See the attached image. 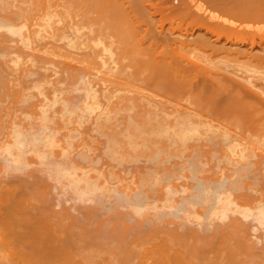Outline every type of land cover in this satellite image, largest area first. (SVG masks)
I'll use <instances>...</instances> for the list:
<instances>
[{"label": "bare ground", "instance_id": "1", "mask_svg": "<svg viewBox=\"0 0 264 264\" xmlns=\"http://www.w3.org/2000/svg\"><path fill=\"white\" fill-rule=\"evenodd\" d=\"M15 20H18L17 24ZM20 20L21 22L24 20V23H21ZM19 24L21 25L17 26ZM0 30L2 31L0 32V67L3 69L4 63L10 62L8 66L6 63L4 66H7L9 69L12 68L10 72H13V74L15 71H13V69H16L17 67L15 71L16 75H11L7 67L5 68H7L8 71H6L7 69L3 70L6 73L2 71L3 73L0 74V130L3 126H6L5 128H7L5 129L7 130L6 132L4 127L2 129L4 131H0V134L2 132L4 133L1 134L2 136L0 137V177H5L7 175L6 179L8 177H18L17 179L21 180L24 179L23 177H25L26 172L28 173L26 176H29V174H34L36 171V174L39 173L38 175L41 179L38 175H35L40 180L44 179L45 184H49L50 181L47 180H51V186L47 185L49 186L47 187L43 184L44 188H47H42L47 192L50 191L47 190L48 188L52 190V184L55 183L56 188L58 187L59 191H61V189L65 192L69 190V193L72 191L73 194L70 193V196L72 195L71 197L73 199H81L78 201L74 200L75 202L79 203L82 199L83 201L89 200L88 202L84 201L86 204L85 208L90 207L92 209V206L97 208L99 205L98 207L100 209H97L101 210L104 209V204H107L105 207H110L109 209L107 208V210L105 208L104 213H101L104 210H101V212L99 211L100 213L96 210L93 213L89 209L85 211L84 206H81L84 210H81V207L78 208V210L80 209V213L78 214V210L76 211L72 208V211H76L74 214L76 213L78 215L76 217V215L74 216L72 215L73 213H70L71 209L69 207L70 210H67V213L69 212L68 214L65 213L66 211L62 212L63 209L66 210V207L63 208L65 206L64 204V206L62 205L63 209L60 210L58 208L61 215L63 213L62 216L59 211L55 210L61 216L59 217L54 211V205L51 207L50 204L49 206L51 208H49V206H46L47 204H44L45 207H47H44L46 212H49L50 209L49 213L53 212L56 217L51 218L52 220L55 219L54 223L47 217V214L46 216H43V212H45L43 211L44 208L41 210L43 214L40 213L44 218L39 217L40 214L38 212L40 210L37 209L39 208L38 205L44 200L47 201L48 198L46 196H49L52 191L47 195H45L46 193L44 192L46 191H44L43 193L45 196L42 195L41 197L39 195L43 194L42 191L41 194L38 193L40 191L37 192L39 195L38 197H35L37 199L40 198V201L37 200L40 203H37L38 205L35 203L36 208L34 211V202L37 201H35L36 198H34V196L30 198V193H32V191L36 192L37 190H43L37 188L38 185H35L36 181H34V184L30 181L36 177L35 175V177L32 175L29 176L32 177V179L29 177H25L24 179V181L27 180L26 183L30 181L33 184L31 185L29 182L27 186H35L34 189H37L34 190L30 186H26V188L31 189L28 190L30 192L29 194L28 191H25L27 189L23 187L25 182H22L23 180L21 181V184H23L21 185V190L19 192L23 191V188L25 189L24 194L26 192V195L29 197L26 195H24L25 197H23V195L21 197L19 192H16L17 194L14 193L13 195L12 191L14 190V187L15 191L20 189L19 182L17 184V182L10 180L8 181L9 183L7 181V183H5L3 179H0V188L4 189V191L0 189V191H3L2 193L0 192L1 195L10 193L7 196H19V199H22V201H17L18 198L16 200L10 196L8 197V200L11 202L7 200L9 203L6 204L7 196L5 195L6 199L3 200L6 202L3 201V204H0V208H4L3 205L5 204V207L7 208H5V210H2V208L0 209L3 211H0L3 213L2 215L0 214V220L2 219L0 224L2 225L4 222L3 215L6 213L10 215V218L7 214L5 215L6 218L8 216V221L6 219L7 224L11 219L15 220V222L16 220L19 222L21 220V227L23 224L26 226L27 221L33 222V224L27 222L28 228L26 226V229L24 230H22L23 228L21 227L20 230L18 227L19 225H17L18 223L16 224L14 221L12 223L15 225L11 224L14 227L11 226L8 228L6 221L2 226L0 225L2 227H0V264H101L103 258L100 257L105 251L101 252L100 250L102 249L98 250L97 247L99 246L96 245V247L95 244H97L96 242H98V240H102L99 236L102 234H104L102 238H104V241H107L106 244H108L106 247L104 246V248H106L105 250L109 247L107 250L108 254L106 252L104 253L105 255L103 254V256H109L104 258H108L107 264H118L117 261L120 262L123 261V258L126 259L127 254L130 255V252L136 250V248L137 250L139 248L141 249H139V251L136 250L137 253L134 254L138 256V258L132 255L133 258L130 255L128 257L134 259V261L129 260L124 262L126 261L124 260L123 264H133L134 262V264L137 262V264H140L141 262L139 263V261H142V264H144L143 262H145V258H151L149 257L150 254H153L151 260L152 264H215L217 263L215 261L224 259L226 256H230L229 258H225H231L232 262H229L230 264H235L234 260L236 259V256H238L237 261L240 260L241 264H245V262L247 264L248 261L249 263L252 261L254 264H257L256 262L259 258L251 255L253 253L250 252L251 246L245 245L247 248H250L246 249L244 248L245 246L235 245V242H232L236 240L234 236L238 238L237 236L240 234L242 235V224L237 221L238 218L242 219L241 215H244V217L246 214L249 216L251 215L257 219H255V221L258 224L261 223L260 226L263 225L261 226L262 229L264 227V204L262 203L264 198L261 197V195H264V192H262L264 186V0H0ZM12 34L16 37L18 36L17 42L20 43L21 46H18L17 48H21L22 51L29 48L30 55H37L39 58L37 60L43 62H40L41 67L39 68L41 69L39 70V68L35 67V70H38V72L41 73V70L43 69L42 67L44 66L45 68L44 64L46 63V59L47 62L51 61L47 64V67L54 62L61 67L62 72L55 68L57 65H53L57 70L55 71V69L53 70L51 67L52 71H55L51 74L55 75L56 72L64 74V71L67 75V77L66 75L65 77L67 81H69V83H67L69 86L63 82L66 81V79L64 80V77L63 79L61 78L62 80L59 79L60 77L58 76L62 74L60 73V75L57 76V73L56 76L62 84L57 81L58 79L54 80V82L52 80L54 78H51L50 81L49 78L45 80L46 77H44L45 79L43 78V80L45 81L40 82V79L38 78L39 82H37V80H32L34 83L30 81L29 83L32 85L28 83L26 85L30 86L25 87L23 83L28 82V80L25 82L24 77L26 75L27 78H25L29 79L30 77L28 78L27 75L31 74H28V71L26 72L25 70H29L27 67L30 66H38L39 62L36 60L37 56L36 58L33 56L35 58L33 59L29 54H23L22 57H18V55L22 54L16 53L15 55L14 53V57L10 56L13 51H11V54L10 52L8 53L7 50L12 46L9 43H11V41L12 43H16L11 37ZM14 35L13 37H15ZM9 38L12 39L10 42H8ZM7 43L9 44V47ZM22 47L26 48L22 49ZM21 50L20 52L22 53ZM1 62H3V64H1ZM24 66L27 69L24 68ZM50 66H52V64ZM59 66L57 67L60 69ZM35 70L34 72H36ZM45 70L46 69H44V71ZM46 71L48 74V71L50 70L47 69ZM91 75L95 76L92 77ZM56 82H58L59 85H63V83L66 85L61 88ZM75 82H77L78 85ZM79 83L82 87L81 90L79 87H75L79 86ZM55 84L57 85V89L55 88L56 91L52 90L54 93L52 92L51 95H54L51 96V90H48L47 88L55 87ZM96 84H99V86L97 85L99 88ZM44 88L47 89H45V92L50 91V93H47L49 96L44 92ZM82 89L83 97L81 96V93L78 94L76 92H82ZM72 90L74 92L71 93ZM100 90H102V92ZM70 93L71 96L73 93H77L73 95V99L77 95H80L75 99L77 102L72 99ZM68 95L69 98L72 99L71 101L68 98ZM35 96L39 97L41 101ZM100 97L101 99L102 97H105L106 99L104 98L102 101L99 99ZM34 98L39 100V103H35L38 101ZM81 98L83 99L81 100ZM73 101L76 104H74ZM78 101H80V103ZM22 103L23 105L25 103L26 106H23ZM20 104L24 107L21 106L22 108H19L22 110L21 112L23 114L18 109ZM25 107L27 108L26 110ZM16 114L18 117V124L14 121ZM91 115L94 116L92 117ZM22 117L24 119L23 122L20 119ZM89 117L91 119L90 121ZM5 118L8 119L6 120ZM4 119L6 120V123H4ZM84 122H86L84 125H87V127H80ZM53 123L57 125H54ZM68 124H73V127L71 125L73 129H76V127L79 126L81 129L84 128L82 131L86 132L89 129L91 132L93 131L94 134L93 132H89V130L86 134L80 131L82 138L80 137L81 135L76 137V135H78V133H75V131L78 132L76 129L69 131H72V134L70 133L71 136L68 134L70 139H68V136H66V139L61 138V135H58V133L61 132L59 130L63 127L61 128L63 129L62 132L67 135L66 133L69 132L68 129L65 132L66 127L64 126H69ZM88 125L89 127L92 126V129H90ZM74 133L76 134L75 137L73 136ZM76 138H78L77 141L74 140ZM63 139L64 142L62 141ZM71 139L74 141L72 140V142ZM98 140L100 142H98ZM75 141L76 144H74ZM100 144L104 146H100ZM98 149H100V151L102 150L101 153L104 154L105 161L108 162H106L107 165H105L106 167H109V169H106V167L104 168L102 164L100 166L99 163L103 162L104 156H100L101 153L99 151V155L97 156L100 158L103 157V160H100V158L96 156L98 153H96V151ZM80 152L84 153L82 154ZM89 152L91 154H88ZM92 152L96 158L94 160L92 158V161L90 162L91 158L89 157H93ZM133 152L143 155L145 161L143 162L142 160L141 163L143 162V166L146 164L145 167L142 168L141 166L140 168V165H133L136 159L138 160L137 162H139L136 163L141 164L139 161L140 157L138 156V159L136 156H133ZM78 154H86L85 156L88 158V162L85 156L81 157V155H79L81 159L83 158L85 160L83 162L84 164H81V159L78 157ZM73 155L77 156L75 160H73L75 158H73ZM106 156L109 159H112L113 162H116L117 165L119 164V167L120 165L122 166V164L125 165L124 163H129V166L133 163V166L131 165L133 169L137 166L139 167L134 170H131V168V172L133 171L132 174H129L127 170V173H125L126 175L129 174V176L124 174V178L121 175L122 172L120 169L119 172L117 170L114 171L111 164L110 166L108 165L110 162L109 160H106ZM134 157L136 159L132 160ZM220 159L221 161L225 159L222 163L224 164L223 166L227 167L230 165V167L228 169L225 168V170L224 167L220 166L222 170L220 168L218 174H216V171H209L214 165L219 166V164L215 163ZM168 161L169 165L166 164ZM95 162H98L97 166L100 168L94 167ZM130 162L132 163L130 164ZM210 162L215 163L213 164ZM207 163H209V166L210 164L213 165L211 168L208 167V170L204 169V166L207 167ZM200 165L201 167L203 166V169ZM5 166L6 168H4ZM177 166L181 167L180 170L182 169V173L180 170L173 171L171 169V167H175L176 169ZM8 167L11 172L8 171L7 174ZM11 168L12 170L14 169L13 171L16 172V175ZM124 168H126V166H124ZM177 168L179 169V167ZM183 170L186 171V174H184ZM178 171L180 172L178 173ZM12 172L15 176H13ZM40 173H42L43 176H41ZM17 174L19 176L24 174V176L21 175L20 178ZM177 174H180V177L184 174L185 176L183 177L185 178L187 175V178L191 181L189 182L191 185L186 184L189 180L185 179V186L182 185L184 188H179L180 185L175 182V180L179 179ZM134 175L136 179L134 178ZM48 177L51 178L48 179ZM127 177L128 179H126ZM40 180H38L37 183L40 184ZM201 182L204 183L201 184ZM42 183H44L43 180ZM42 183L39 186H42ZM224 183H226V188L222 189ZM261 184H263L262 188L260 187ZM5 185H8L7 188ZM140 185L142 187H140ZM258 188L261 189V192L257 190ZM204 189H206L207 192H205ZM141 190L145 193H142ZM246 190L250 191L248 195L246 194L248 193ZM252 190L255 191V194L257 191L259 195H256V197H261L263 200L262 201L260 200L261 198H258L257 202H262L259 204L255 203V206H257L255 208L254 205L249 207L252 210L255 209V211L249 210L248 206L242 202V200L244 201L249 195H254V191ZM159 191L164 193L160 192L162 194L158 195ZM216 191L218 193H216ZM62 192L63 191L60 193ZM152 192L157 194H152ZM179 192L180 195L181 193H184L185 195L183 194L179 197L177 196ZM236 192L240 195L237 193L236 197H234ZM243 192L244 195L242 194ZM260 193L263 194L260 195ZM144 194H146V196ZM150 194L157 196V198H153ZM60 195L61 194L58 196ZM162 195L165 197L163 200H161L163 198ZM5 196H2V198ZM176 196L179 197V199H176ZM238 196L241 197L239 198ZM242 196L245 197L242 199ZM102 197H104V199L107 198V200L110 198L112 199L113 197V199H110L109 201L112 205H109V202L103 203L104 200H101L102 203L100 202V204H96V202H98L100 198L102 199ZM149 197H152V199L150 198V201L147 199ZM11 198L15 200L12 201ZM121 198L123 199V203L119 201ZM237 198L242 200L240 201ZM153 199L157 200L155 201L156 204L155 202L153 203ZM90 200L92 201L90 202ZM158 201L160 204L157 203ZM13 202L15 205L10 204ZM15 202L17 204L20 202V204L16 205ZM119 202L125 207L121 206L122 204L120 207L118 205L120 204ZM88 203H91L92 206ZM8 204H10V207L14 206L15 208L11 207V210L8 208ZM261 204H263V207ZM101 205L103 207H101ZM18 206H21V208ZM118 206L122 209L120 210ZM194 206L195 208L198 206L201 208L199 209L198 207L195 209ZM202 207L203 210L206 209L204 212L201 211ZM124 208L130 210L131 216L133 215L132 217L137 215V217L135 216L136 218L134 217L133 222L138 221L139 223L140 220H144L147 224L151 223L148 224L149 227L150 225H153V227L151 226V229L154 228L152 233L154 232L155 234H153V242H151V244L148 243L152 241V233H149L150 228L148 225L146 224V226L142 228L144 222L141 221L142 224H140L142 226L137 222H135V224L137 223L139 225L137 227L131 222V224H129L127 222V217L124 219L125 216H121L122 213L123 215L127 213L129 214V212L125 213L126 210H124ZM192 208L195 211H198L199 209L200 214L199 212L193 211ZM19 209H21V212ZM29 209H32L30 211H34V213L39 214V216L34 214L35 218L31 217L30 219V217L28 218L22 213L23 210H25L24 212L28 214ZM51 209H53V211ZM115 209L116 212L124 211L115 214ZM7 211L10 212L8 213ZM19 212L21 214H18ZM109 212L113 213V215H110ZM249 212H255V214H250ZM91 213H93L96 218H92L90 216L92 215ZM95 213H98L99 216L100 214L106 215L104 218L103 216H100L102 218L100 219L99 217L98 221L95 220L97 225L100 224L99 227L96 224L91 223L94 219H97L98 214L95 215ZM29 214L31 216L33 213ZM53 214L50 215L53 216ZM66 214L67 217L69 216L70 219L72 218L71 220L75 218L74 221L79 218V216H82L85 221L82 220L81 222V218L78 220L83 225L88 221L84 228H89V231H92V229L97 226L96 228H99L98 232L97 229H94L92 233H90H97L95 235H98L100 238L98 239V236H92L91 238L88 237L87 235L91 236V234L89 232V234L84 232L86 229L84 230V228H82L83 226L81 227V224H78L79 221H77V224L79 225L80 230L77 228V224H71L72 222L70 219L67 220L68 218H64L66 217ZM118 214L121 215L119 216ZM71 215L73 217H71ZM116 215H118L120 219L122 218V222L120 223L122 225L118 224L121 227L124 225L122 229L115 227L118 219V216L116 217ZM45 217L47 218L45 219ZM62 217L64 219H62ZM111 217L115 219H112L114 222L111 220V225L113 224V227L109 225V222L111 221H108ZM214 217L216 219H214ZM235 217H237V219ZM36 218H38V221ZM40 218L42 221L39 220ZM138 218L140 219L138 220ZM56 219L58 222H56ZM210 219H213L214 222L221 221L223 223L220 222L222 225V228L220 227L219 229L220 231L218 230L216 232L221 225L219 223L213 224ZM66 220L71 223L69 222L70 224L67 223V225ZM118 221L120 222L119 219ZM208 221H210L213 226L215 225L218 227H211L212 224ZM49 222L52 224L54 223V226L51 223L47 224L52 227L51 230H49L50 234L48 232V227H46L47 225H45ZM183 222H191L193 225L196 224L197 226L195 227L201 226L198 227L201 228V230L199 229V233H206L202 235L203 233L198 234L197 231L193 232L192 230H189L191 231V234L187 231H182V233L187 232L190 234L191 238L187 241L186 238L189 237V234L185 236L186 234H182L177 230V228L181 229ZM102 223L105 224V226H103ZM168 223H173L175 226ZM209 223L210 225H208ZM31 224L32 228H34L33 231ZM92 224L94 228H91ZM159 224L163 228L165 226L167 229L170 228L169 231L171 233H173L171 229H176V232L178 231L182 234L181 238L180 234L176 233L178 237L180 236L179 242L181 239H184L181 241V244L185 242V245L184 243L181 245L177 242L178 238L171 233L167 235L166 228L164 230L161 228V231H166V233L164 232L165 234L158 230L155 232L156 228H160ZM8 225L10 226V224ZM70 225L73 227H69ZM15 226L18 227V230L22 233L24 231L27 232L28 235L30 234L29 232L31 229V241H28L30 237L27 234H23V236L21 235V232L19 234V231L17 228L15 229ZM65 226L69 227V230H67ZM102 226L104 228H102ZM208 226L210 229H216L212 230L215 231L214 234L217 238L212 240L214 234L209 228H207ZM44 227L47 228V230H43L47 233L45 234L43 232L45 238L42 236V229ZM62 227H65V232H63ZM109 227H112L113 229L116 228L117 230L115 229L113 232H110L112 229H109ZM145 227L149 228V231ZM81 228L84 231L81 230ZM105 228L107 229L105 230ZM71 229H73V231H70ZM118 229H120L119 232ZM129 229H132L133 231L130 230L131 232L129 233ZM142 229L148 231V240L150 241L146 240V244L144 242L140 243V240H144L142 238H144L145 235L147 236V233L144 230L142 232L140 231V234H138L139 230ZM126 230L130 234L129 238L133 239V236H139L136 237V239L139 238L138 240L133 239L137 242L136 244L139 242V245L134 246L133 244L135 242L132 241L133 244L130 243V239L128 238L129 234L127 233L128 236L125 234ZM134 230L137 234L134 233L132 236ZM55 231L57 232V235L54 234ZM60 231L63 232V237ZM67 231L74 237V240H72L73 238L70 239L72 240L71 244H73V246L70 243L71 246L67 244L70 240L67 241L69 238L67 237V239L65 236H71L69 233H66ZM5 232L8 234L6 235ZM12 232L14 234L18 233L17 235L21 236L17 237L14 235L15 237H12L14 239H11ZM73 232H75V234H73ZM109 232L112 234H109ZM114 232L116 233L115 236H117V234L118 236L115 239H113L115 236L113 238L111 237V239L109 235H114ZM160 232L164 234L163 237H158L156 235V233L161 234ZM226 232L231 234V237L234 235L233 238H229ZM107 233L109 235H107ZM119 233L122 234L123 237L122 235L119 236ZM9 234L10 236H8ZM76 234L81 236H79L81 242L78 240L79 238ZM209 234L213 235L212 238H210L211 236H208ZM59 235L62 238H59ZM85 235L86 238L88 237V239H85L86 243L87 240L90 241L91 239L92 241V239H94V243L90 242V247L88 243V247H86L84 242L83 246H79L85 238ZM125 235L127 239L125 240L126 244L130 245V249L127 247L128 245L126 246L125 244ZM140 235L144 237L141 238ZM221 235H224L223 238ZM241 235L238 238L239 243L241 242ZM6 236L8 238H6ZM21 237L22 241L24 239L27 241V245L30 243V246H27L30 248L28 249L29 251L24 248L26 241L24 240L25 243L19 241L18 238L21 239ZM105 237H107L110 242H108ZM148 237H146V239ZM157 237L159 240L161 237L163 238L161 242L156 240ZM220 237L221 241L222 239H225L223 241L225 244L224 247H221L222 250L217 251L218 249L216 250V248L219 247V249H221L220 244L222 246L221 241H217ZM63 238H65V240ZM75 238L78 240V243H80H77L78 246L73 248L76 244L75 242H77ZM96 238L98 239L97 241L95 240ZM226 238H229L230 240H226ZM60 239H63L64 242ZM117 239L122 240L117 243ZM210 239L212 241L216 239L215 242H213L215 244H213ZM10 240L12 242H10ZM13 240L17 241V245L14 244ZM57 240H60L59 246ZM111 240L114 243L116 241L117 247L120 243L122 244L119 246L124 248H120V250L123 249L126 251H121L127 253H124L126 255L125 257L123 255L121 256L119 249L115 246L116 243L111 244ZM174 240L175 243L177 242L180 245L177 243L176 245ZM207 240H210L212 244L210 241L208 244L210 243V245L213 246L219 243L215 246V249L213 246L212 248L210 246L214 251H212L214 254H219L218 252L224 254L225 252L223 251H225L224 249L226 246L231 245V247H233V244L235 246L233 249L228 247V251L226 248L227 253L225 254L227 255L225 256V254L223 255L220 253V256L217 255L219 257L218 259L216 255L212 256L209 249V255L208 251L202 250L209 248ZM228 240L229 242H225ZM230 241L232 244L226 245L229 244ZM249 241L247 240V242ZM52 242L54 243L53 246ZM247 242L246 244H248ZM252 242L254 241L252 240ZM21 243L23 244V247L21 246ZM55 243H57V248L53 249V247H56ZM61 243L62 246L65 244L63 248L66 249L60 248ZM103 243L104 244L101 243V248H103L102 245H105V242ZM123 243L125 245H123ZM202 243L205 246L204 248H202ZM198 244L199 247L197 246ZM68 245L69 247H66ZM93 245L96 248H94ZM183 245L184 247H181ZM114 246L116 247V251H118L115 255L111 254V251L112 253L116 252L114 251L115 248L112 250ZM70 247H72L71 249L76 250L77 253L73 250V252H71V249H68ZM110 247H112L111 250ZM187 247L189 250H187ZM131 248L133 250H131ZM242 248L247 250V254L242 251L244 250ZM126 249L131 251L127 252ZM198 249L203 251V255L200 254L201 250ZM186 250L190 253L187 254V252H185ZM192 250L194 251L192 252ZM262 250L264 252V249ZM195 251L197 255L199 254V257L205 256L204 252H207L206 254L208 256L211 255L212 257L207 256L208 258L206 257V260L204 259L205 257H201L202 259L200 258L201 260L199 262L197 260L199 259L198 256H195ZM252 251L254 250L252 249ZM60 252L62 253L58 254ZM191 252L194 254L191 255ZM242 252L247 255L246 259L248 257V261L245 259V256L241 254ZM133 253L134 251L132 254ZM237 253L241 254L240 257L244 256V259L239 258L240 254L238 255ZM248 253H251L250 255L253 258L256 257V259L248 256ZM142 254H146L145 258ZM189 254L191 256H187ZM260 254V259L258 261L259 264L262 263V259L264 258V253H262V259ZM116 255L121 258L118 260ZM114 256L116 257L113 258ZM129 258H127V260ZM153 259L154 262H152ZM242 259L244 260V263L242 262ZM249 259H251V261ZM146 261V264H150V260L147 259ZM227 261L228 260H225L223 262L221 260L223 264H225V262L228 264ZM252 262L251 264H253ZM262 264H264V261Z\"/></svg>", "mask_w": 264, "mask_h": 264}, {"label": "rangeland", "instance_id": "2", "mask_svg": "<svg viewBox=\"0 0 264 264\" xmlns=\"http://www.w3.org/2000/svg\"><path fill=\"white\" fill-rule=\"evenodd\" d=\"M15 21H16V20H15ZM17 21H18V20H17ZM17 21H16V24L18 23ZM20 22H21V20H20ZM22 22L24 23V20H22ZM22 22H21V23H22ZM14 24H15V23H14ZM20 25H21V24H19V25H17V26H20ZM23 30H24V29H23ZM0 32H2V31L0 30ZM13 35H14V34H12L11 37L13 38V41H16V43H15V42L12 43V41H11L12 39H10L11 37L9 36L10 38H9V41H8V42L11 41V43H9V44L12 45V46H10L9 50H7V51H8V53L10 52V54L12 53L11 51H13V53H12L11 55H10V54H8V55H10V56L12 57L14 53H15V55H16V53H20V54H22V55H18V54H17V55H18V57H19V56L22 57L23 54H24V55L29 54V56H32V58L35 59L37 55H30V53H29V52H30V51H29L30 49H29V48H28V49H24V48H26V47H24V48L22 47V49H24V51H22L21 48H20V49L17 48L18 46L20 47L21 45H20V43L17 42V41H18V40H17V39H18V36L16 37V36L14 35L15 37H13ZM14 43H15V44H14ZM17 43H18V44H17ZM9 44L7 43L8 47H9ZM13 44H14V45H13ZM16 44H17V45H16ZM7 49H8V48H7ZM18 50H19V52H18ZM20 50L22 51V53L20 52ZM15 51H16V52H15ZM23 52H24V53H23ZM27 52H28V53H27ZM25 53H26V54H25ZM31 54H32V53H31ZM29 56H28V58H29ZM33 56H35V58H34ZM8 57H9V56H8ZM13 57H14V56H13ZM21 57H20V59H21ZM9 58H10V57H9ZM28 58H27V59H28ZM30 58H31V57H30ZM37 59H39L38 56H37L36 60H37ZM22 60H24V59H22ZM37 61L39 62V65H38V66H30V67H27V68H29V70H30L31 72H30V71L24 66V68L27 69V70H25V71H26V72L28 71V72H27L28 74L31 73L30 75H27L28 78L30 77L29 79H26V78H27L26 75H25L26 78L24 77L25 82L28 80V82L23 83V85H24L25 87H26V86L29 87L30 85H32L31 83H29L30 81L32 82V80H33V81H36V80H37V82H39V79H40V82H42V81L47 80V78H49L50 81H51V78H54V79H52V80L54 81V80L58 79V77H60L59 79H61V78L63 79V77H64V80L66 79V77H67L66 73L63 71L64 74H62V73H61V72H62L61 67H60L59 65H57L56 63L53 62L54 64L51 63L52 66H50L51 64L48 65L50 68L47 67V64L51 62V61H50V62H49V61L47 62V59H46V63L44 64V65H45V68H44V66H43V67H42L43 69L41 70V73L38 72V70H35V67H36V68L41 67V65H40L41 63H40V62H42V61H40V60H37ZM38 62H37V64H38ZM44 62H45V60H44ZM5 63H6V62H5ZM5 63H4V65L7 64V66H8V64H9L10 62H8V63H6V64H5ZM42 63H43V62H42ZM1 64H3V62H1ZM4 65H3V67H4L3 69L0 67V69H1V70H0V74L3 73V72H5V71H3V70H6V69L8 68L7 66H4ZM42 65H43V64H42ZM53 65H54V66L57 65V66L60 67V69H59L57 66H56L55 68H57L58 71H61L60 73H61L62 75H60L59 72H56V74L58 73L57 76L60 75V76H58V77L56 76V74H55V75H54V74H51V73H54V72L57 70V69L54 68ZM0 66H1V65H0ZM9 66H10V65H9ZM5 67H7V68H5ZM10 67H11V66H10ZM51 67H52L53 70L55 69L54 72L52 71ZM13 68H14V67H13ZM32 68H33V69H32ZM8 69H9V68H8ZM8 69H7L6 71H8ZM16 69H17V67H16ZM16 69H13V71H14V70L16 71ZM40 69H41V68H39V70H40ZM44 69H46V70H47V69L50 70L51 72L48 71V74H49V73H50V74L48 75V74H47V71H46V70L44 71ZM11 70H12V68L9 69V72H10ZM32 70H33V72H32ZM34 70H35L36 72H34ZM2 71H3V72H2ZM15 71H14V74H13V72H12V73L10 72L11 75H16V74H15V73H16ZM9 72H8V73H9ZM5 73H6V72H5ZM10 73H9V74H10ZM33 73H34V75H33ZM39 73H40V74H39ZM45 73H46V74H45ZM38 74H39V76H38ZM96 74H98V73H96ZM45 75H48L49 77H48V76H45ZM50 75H51V76H50ZM53 75H54V76H53ZM63 75H64V76H63ZM65 75H66V77H65ZM91 76L94 77L95 75H91ZM44 77H46V79H45ZM0 78H1V77H0ZM38 78H39V79H38ZM43 78H44L45 80H43ZM30 79H31V80H30ZM34 79H35V80H34ZM59 79L57 80L58 82H60ZM62 79H61V80H62ZM53 81H52V82H53ZM22 82H23V80H22ZM54 82H55V81H54ZM54 82H53V83H54ZM58 82H56V84H58ZM63 82H65L66 84L69 83V81H67V79H66V81H63ZM28 83H29L30 85H26V84H28ZM32 83H34V82H32ZM65 83H63L64 86H63V85H59V84H58V85L61 86V88H62V87H65V85H66ZM75 83L77 84V82H75ZM56 84H55V87H51V86H50L51 88H49V87L47 88L48 90H51V93H50V91L45 92V89H46V88H44V92H45L46 94H47V93H50V95H51L52 92H53L54 90L56 91V89H57V87H56L57 85H56ZM60 84H62V83L60 82ZM67 85H68V84H67ZM73 85H75V84H73ZM77 85H78V84H77ZM97 85L99 86V84H96V86H97ZM68 86H69V85H68ZM98 86H97V87H98ZM75 87H79L80 90H81V88H82V87L80 86V83H79V86H75ZM94 87H95V86H94ZM101 87H102V86H101ZM101 87H100V89H101ZM55 88H56V89H55ZM58 88H59V87H58ZM79 88H77V89H79ZM95 88H96V87H95ZM98 88H99V87H98ZM47 89H46V90H47ZM77 89H76V90H77ZM96 89H97V88H96ZM52 90H53V91H52ZM97 90H98V89H97ZM74 91H75V89H74ZM74 91L72 90L71 93L74 92ZM100 91L102 92V90H100ZM76 92H77L78 94L81 93V96H82L83 89H82V92H78V91H76ZM101 92H100V96H101ZM53 93H54V92H53ZM55 93H57V92H55ZM71 93H70V96H71ZM77 93H73V95H74V94H77ZM98 93H99V92H98ZM53 95H54V94H53ZM53 95H51V96H53ZM73 95L71 96L72 99H73ZM47 96H49V95L47 94ZM51 96H50V97H51ZM79 96H80V95H79ZM79 96L77 95L76 97H79ZM35 97H36L37 99L40 100L39 97H37V96H35ZM76 97H75L73 100L77 102V100H75ZM82 97H83V96H82ZM68 98H69V95H68ZM104 98H105V97H104ZM104 98L102 97V99H101V97H100L99 99H101V100L103 101ZM34 99H35V98H34ZM69 99H70V98H69ZM72 99H70V101H71ZM82 99H83V98H81V100H82ZM97 99H98V98H97ZM99 99H98V100H99ZM105 99H106V98H105ZM113 99H114V98H113ZM35 100H36V99H35ZM39 100H36V101H38V102H35V101H34V102H35V103H39ZM40 101H41V100H40ZM74 101H73V103L76 104ZM99 101H100V100H99ZM105 101H106V100H105ZM78 102L80 103V101H78ZM70 103H71V102H70ZM101 103H102V102H101ZM101 103H100V104H101ZM104 103H105V102H104ZM105 104H106V103H105ZM22 105H23V103H22ZM22 105L20 104L19 107H18V105H17L18 109H19V108L21 109L23 106H26L25 103H24L23 106H22ZM21 106H22V107H21ZM15 107H16V106H15ZM23 108H24V107H23ZM56 108H57V106H56ZM56 108H54V109H56ZM20 109H19V110H20ZM26 109H27V108L25 107V110H26ZM17 111H18V110H17ZM21 111H22V110H20V112H21ZM1 112H2V111H1ZM23 112H25V111H23ZM18 113H19V111H18ZM21 113H22V112H21ZM22 114H23V113H22ZM18 116H19V115H18ZM91 116H92V115H91ZM91 116H90V117H91ZM93 116H94V115H93ZM93 116H92V117H93ZM13 117H15V116H13ZM19 117H20V116H19ZM23 117H24V116H23ZM23 117L20 118L22 122H23V120H24ZM90 117H89V121L91 120ZM5 119L7 120L8 118H5ZM5 119H4V121H5L4 123H6V120H5ZM15 119H16V120H15ZM15 119H14V121H16V123H17V122H18V121H17V120H18L17 114H16V118H15ZM12 120H13V119H12ZM14 121H13V122H14ZM25 123L27 124L26 121H25ZM25 123H24V124H25ZM85 123H86V122H84L83 125H80V127H81V126H82V127H83V126L87 127V125H84ZM87 123H88V119H87ZM17 124H18V123H17ZM24 124H23V125H24ZM53 124H54V123H53ZM19 125H20V121H19ZM21 125H22V124H21ZM54 125H57V124H54ZM68 125H69V124H68ZM71 125H72V127H73V124H71ZM71 125H69V126H67V125L64 126V127H66V128H65V129H66L65 132L67 131V129H68V132H69L70 130H76V129H77L78 132L75 131V133H76V134L78 133V135H76V134L74 133V134H73L74 137H75V135H76V137H77V136L81 135V132H82V133L84 132V131H82V129L84 130V128L81 129V128H79V126L74 125V126H77V127H76V129H73V128L71 127ZM61 126H62V125H61ZM3 127H4V130L7 129V128H5L6 126H3ZM3 127H1V128L3 129ZM55 127H56V126H55ZM88 127H89V125H88ZM91 127H92V126H91ZM91 127H89V128L92 129ZM61 128H63V127H61ZM61 128H60L59 131L62 132L63 129H61ZM2 129H1L0 131H4V130H2ZM80 129H81V130H80ZM86 129H88V128H86ZM88 130H89V129H88ZM88 130H87V131H88ZM6 131H7V130H5V132H6ZM80 131H81V132H80ZM87 131H86V132H87ZM61 132H59L58 135H61V138H64V139L67 138L66 136H68V134H69V135H70V133L72 134V131L69 132V133H66L67 135L63 134L64 132H62V133H61ZM73 132H74V131H73ZM86 132H84V133L86 134ZM89 132H91V131L89 130ZM92 132H93V131H92ZM92 132H91V133H92ZM60 133H61V134H60ZM79 133H80V134H79ZM87 133H88V132H87ZM1 134H4V133L2 132ZM1 134H0V137L2 136ZM62 134H63V135H62ZM93 134H94V132H93ZM3 136H4V135H3ZM62 136H65V137H62ZM70 136H71V135H70ZM58 137H59V136H58ZM68 137H69V136H68ZM74 137H71V138H74ZM80 137L82 138V135H81ZM78 138H79V137H78ZM78 138H76V139H74V140L77 141ZM64 139L62 140L63 142H64ZM68 139H70V137H69ZM72 140H73V139H71V141H72ZM74 140H73V141H74ZM99 140H100V139H99ZM99 140H98V142H100ZM73 141H72V142H73ZM76 141H75L74 144H76ZM101 143H102V141H101ZM103 144H104V143H103ZM101 145H102V144H100V146H101ZM75 146H76V145H75ZM102 146H104V145H102ZM73 147H74V145H73ZM98 151H99L100 153L102 152V150L100 151V149H98V150L96 151V153H97ZM94 152H95V151H94ZM99 152L96 154V156L99 155ZM80 153H82V152H80ZM83 153H84V152H83ZM83 153H82V154H83ZM82 154H78V157H79V155H81V157L86 155V154H84V155H82ZM88 154H91V153L89 152ZM88 154H87V155H88ZM76 155H77V154H76ZM76 155H73V158L75 157L73 160H75V159L77 158ZM92 155H93V152H92ZM92 155H90V156H92ZM96 156L94 157V155H93V157H89V158H91L90 162L92 161V158H93V160H94V159L96 158ZM100 156H104V154L101 153ZM133 156H136L137 158H138V156H139V157H140V160H139L140 163H141L142 160H143V162L145 161L144 158H143V155H141V154H139V153L137 154V153L133 152ZM85 157H86V156H85ZM97 157H99V156H97ZM0 158H1V157H0ZM79 158H80V157H79ZM86 158H87V157H86ZM99 158H100V157H99ZM107 158H108V157L106 156V160H109V162H110L108 165L110 166V164H111V166H112V168L114 169V171L117 170V171L119 172V169H120V171L122 172V174H121L122 176H123L124 174L126 175V173H127L126 171H127V170H128V173H129V174H132L133 171L131 172V170L138 169L137 167H139V166H137V167H135V168L133 169V167H132L133 165H140V168H141V166H142V168L146 166V164H145V166H143V162L141 163L142 165H141V164H137V163H139V162H137L138 160H137L135 157L132 158V160H133V159H136V160L134 161L135 163L137 162L136 164H135V163L133 164L132 162H130V164L132 163L133 165L131 164L132 166H131V165L129 166V165H128L129 163L127 164V163H124V162H123L125 165L122 164V166L120 165V167L118 166L119 164L117 165L116 162H113L112 159H109V158L107 159ZM80 159H81V158H80ZM82 159H83V158H82ZM82 159H81V164H84L83 162H84L85 160H84V159L82 160ZM101 159L103 160V157L100 158V160H101ZM129 159H130V158H129ZM138 159H139V158H138ZM221 159H223V158H221ZM221 159L219 160L220 162H219V161H218V162L216 161V163L214 162L215 164H219V166H215V165L213 166L212 164H210V166H209V163H207L208 165H206L207 167L204 166V169H207L208 167L211 168V167L213 166V168H211V169L209 168V169H210L209 171H211V170L216 171V172H217V173L215 172L216 174H218V171H219V169H220L221 167H224V169H225V168L228 169V168L230 167V165L227 166V165H226L227 162H226L225 165H226L227 167L223 166L224 164H222V163H223V161H225V159H224L223 161H221ZM77 160H78V159H77ZM77 160H76V161H77ZM86 160H87V162H88V158H87ZM96 161H97V160H96ZM90 162H89V163H90ZM106 162H107V161H105V156H104V160H103V162H101V163H99V164H100V166H101V164H102V166L105 168L106 165H107ZM125 162H127V161H125ZM79 163H80V161H79ZM89 163H88V164H89ZM107 163H108V162H107ZM210 163H213V162H210ZM214 163H213V164H214ZM81 164H80V165H81ZM85 164H86V163H85ZM91 164H92V163H91ZM105 164H106V165H105ZM166 164L169 165V161H168ZM170 164H171V163H170ZM221 164H222V165H221ZM0 165H1V164H0ZM89 165H90V164H89ZM97 165H98V162H97V163L95 162L94 167H96V168H100V167H98ZM104 165H105V166H104ZM127 165H128V166H127ZM202 165H203V164H202ZM124 166H126V168H124ZM175 166H176V165H175ZM220 166H221V167H220ZM0 167H1V166H0ZM177 167H179V169H178ZM177 167H176V169H175V167H174V168L171 167V169H172L173 171H175V170H180L181 167H180V166H177ZM200 167H201V165H200ZM202 167H203V166H202ZM202 167H201V168H202ZM4 168H6V166H5ZM101 168H102V167H101ZM104 168H103V169H104ZM110 168H111V167H110ZM131 168H132V169H131ZM28 169H29V168H28ZM106 169H109V167H106ZM130 169H131V170H130ZM202 169H203V168H202ZM224 169H223V170H224ZM226 169H225V170H226ZM5 170H6V169H5ZM5 170H4V171H5ZM9 170H10V168L8 167L7 172H6V171H5V172L8 174V171H9ZM11 170H12V168H11ZM13 170H14V169H13ZM13 170H12V171H13ZM25 170H26V169H25ZM129 170H130L131 173L129 172ZM181 170H182V169H181ZM181 170H180V171H181ZM207 170H208V169H207ZM221 170H222V168H221ZM0 171H1V170H0ZM15 171H16V170H15ZM19 171H21V170H19ZM23 171H24V170H23ZM23 171H22V172H23ZM117 171H116V172H117ZM135 171H137V170H135ZM180 171H178V173H179ZM183 171H184V170H183ZM213 171H212V172H213ZM9 172H11V171H9ZM13 172H14V171H13ZM13 172H12V174H13V176H15V175H16V172H14L15 175H14ZM25 172H26V171H25ZM25 172H24V173H25ZM123 172H124V173H123ZM125 172H126V173H125ZM6 173H5V175H6ZM45 173H46V171H45ZM174 173H176V172H174ZM181 173H182V171H181ZM209 173H211V172H209ZM219 173H220V172H219ZM1 174L4 175L3 173H1ZM9 174H10V173H9ZM19 174H20V173H19ZM27 174H28V173L26 172L25 177H29V176H31V175L34 176V175L36 174V171H35L34 174H29V176H26ZM38 174H39V173H38ZM38 174H36V175H38ZM43 174H44V172H43ZM46 174H47V173H46ZM129 174H127V175L129 176ZM184 174H186V171H184ZM184 174H183L181 177H180V174H179V175L177 174V176H179V177H178L179 179H177V180L173 179V180H175V182H177V183L180 185V186L177 185V186H179V188H184V187H183V186H185L184 183H186L185 179H186V180H187V179L189 180V178H187V177H188L187 175H186V178L183 177V176H185ZM2 175H1V176H2ZM17 175H18V174H17ZM21 175L24 176V174H21ZM21 175H20V176L18 175V176L21 178ZM36 175H35V176H36ZM40 175L43 176L42 173H40ZM127 175H126V176H127ZM6 176H7V175H6ZM6 176H5V177H3V176L0 177L1 180L3 179V181H5V183H7V182L10 181V180H11V181H14V182H17V184H18V182H19V185H20L19 187H20V189L18 190V189H17L18 186H17V187H16L17 190L15 191V187H14V190L12 191V192H13V195H14V193L17 194L16 192H19V191L21 190V185L23 184V183L21 184V181H22V180H23L22 182H25V183L23 184V185H24V186H23L24 188H26L27 184H28L30 181H31L33 184L35 183L34 181H36L35 185H38L37 188H41V189L44 188V185H45V186H47V185H50V186H51V184H50L51 180H47V181H50V182H49V184H48V183L45 184V180L42 179V180L44 181V183H42V180H40L41 178L39 177V175H38V177H39L40 179H38L37 176H36V177L34 176V177L37 178V179H35V178L32 179V177H29V178H31L33 181L30 180V181H28L27 183H26L27 180L24 181L25 177H23V176H22V177H23L24 179H21V180H18V179H17L18 177H15L16 180H15L14 177H11V178L8 177V178H7L8 180H7V179H6ZM8 176H11V175H8ZM44 176H46V175H44ZM175 176H176V175H175ZM123 177H124V176H123ZM9 178H10V179H9ZM13 178H14V179H13ZM20 178H19V179H20ZM42 178H43V177H42ZM50 178H51V177H48V179H50ZM124 178H125V177H124ZM134 178H135V175H134ZM134 178H133V179H134ZM176 178H177V177H176ZM5 179H6V180H5ZM12 179H13V180H12ZM126 179H128V177H127ZM135 179H136V178H135ZM213 179H214V178H213ZM38 180H40V184L42 183V186H39L40 184L37 183ZM170 180H171V178H170ZM173 180H172V182H173ZM6 181H7V182H6ZM47 181H46V182H47ZM54 181H55V179H54ZM54 181H53V182H54ZM134 181H135V180H134ZM31 182H30V184L33 185ZM55 182H56V181H55ZM135 182H137V181H135ZM189 182H191V181H190V180L187 181L186 184H190V185H191V183H189ZM261 182H262V181H261ZM263 182H264V181H263ZM0 183H1V181H0ZM2 183H4V182H2ZM8 183H9V182H8ZM10 183H12V182H10ZM173 183H174V182H173ZM203 183H204V182H201V184H203ZM258 183H259V181H258ZM17 184H15V185H17ZM25 184H26V185H25ZM43 184H44V185H43ZM57 184H58V182H57ZM136 184H137V183H136ZM259 184H260V183H259ZM259 184H258V185H259ZM3 185H4V184H3ZM9 185H11V184H9ZM15 185H14V186H15ZM54 185H55V183L52 184V187H53V188L50 187V188H52V190L49 189V188L47 189V190L52 191L51 194H50V191L47 192L46 190H44V189H46V188L49 187V186H47V187L44 188L43 190H37V189H34L35 186H30V185H28V186H30L31 188H33L34 190H37V191H36V192H35V191H32V193H30L28 190H31V189L26 188L27 190H25V189L22 188L23 191L19 192V194H21V195H20L21 197H22V195H23V197H25L24 195H26V192L28 191V194L30 193V195H31L30 198L33 197V196H34V198H36V197H38V195H39L38 193L41 194V191H42V193H43L44 191H46V192H44V193H46L45 195H47V194H50V195H49V196H48V195L46 196V197L48 198V199L46 198L47 201L44 200V201L47 202V203H45V202L43 201L44 198L42 199V201H43V202L41 203L42 206H41V204L38 205V204L40 203V202H39V201H40V200H39L40 198H39V199L36 198V200L33 198L35 201L39 200V201H37V202H34V205H35V203H36V205H38L39 208H40V206H41L40 209L37 208L38 210H40V211L38 212L39 214H40V213H41V214L44 213L45 215L43 214V216H46V214H47V217L50 218V220H52L51 218H53V217L56 218V217L54 216L53 212H52V213H49V212H50V209H49V212H46V210H45V208H47V207L51 204V205H50L51 207L54 205V206H53L54 211H55V210H56V211H59L58 208L61 210V209H63V208L66 207V210L63 209L62 212H63V211H66L65 213H67V210L70 208V209H71V210L69 209V210H70V213H73L72 215H74V216L76 215V217H77V216H78L77 214L80 213V212H79L80 209L78 210V208H80L81 206H82V207L84 206V208H85V205H86V204L84 203V201L88 202L89 200H88V201H87V200H84V201H83V199H82V201H79V203H78V202H75V201H78V200H81V199H79V198H76V199H78V200L73 199V198L71 197L72 195L70 196V193H72V191L69 193V190H67V191L65 192L63 189H61V191H63V192L60 193L61 191H59L58 187L56 188V185H55V187H54ZM174 185H175V184H174ZM182 185H183V186H182ZM190 185H189V186H190ZM258 185H256V186H258ZM262 185H263V184H261V186H260L261 188H262ZM0 186H1V184H0ZM5 186H6V185H5ZM5 186H4V187H5ZM7 186H8V185H7ZM7 186H6V188H7ZM28 186H27V187H28ZM181 186H182V187H181ZM186 186H188V185H186ZM225 186H226V183H224L223 188H222V187H221V188H222V189H225V188H226ZM12 187H13V185H12ZM19 187H18V188H19ZM42 187H43V188H42ZM140 187H142V186L140 185ZM175 187H176V185H175ZM258 187H259V186H258ZM61 188H62V186H61ZM63 188H64V187H63ZM177 188H178V187H177ZM211 188H212V187H211ZM0 189H1V188H0ZM65 189H67V188H65ZM142 189H144V188H142ZM1 190L4 191V189H1ZM24 190L26 191L25 194H24ZM204 190H205V192H207L206 189H204ZM204 190H203V191H204ZM211 190H212V189H211ZM213 190H214V189H213ZM257 190H258L259 192H261V191H260V190H261L260 188H258ZM263 190H264V186H263V188H262V192H264ZM3 191H0V192L2 193ZM38 191H40V192H38ZM58 191H59V192H58ZM141 191H142V190H141ZM218 191H220V190H218ZM247 191H248V190H246V192H247ZM252 191H254V190H252ZM22 192H23V193H22ZM37 192H38V193H37ZM160 192H162V191H159L158 195L164 193V192H162V193H160ZM177 192H178V191H177ZM212 192H214V191H212ZM249 192H250V191H248V193H246V194L248 195ZM1 193H0V196H1L0 200H1L2 202L0 201V204H1V203L3 204V201H5V200H3V199H6V196H7L8 194H10V193L4 194V195H3V194L1 195ZM5 193H6V192H5ZM35 193H36V194H35ZM44 193L41 194V195H39V196L41 197L42 195H44ZM142 193H145V192L142 191ZM202 193L205 194L204 192H202ZM216 193H218V192L216 191ZM237 193H238V192H236V193L234 194V197H236V194H237ZM252 193H253V192H252ZM252 193H251V194H252ZM11 194H12V193H11ZM19 194H18V195H19ZM33 194H34V195H33ZM56 194H57V195H56ZM59 194H61V195L58 196ZM72 194H73V193H72ZM152 194H155V195H156L157 193H153V192H152ZM183 194H184V193H181V195H183ZM242 194L244 195V192H243ZM261 194H263V193H260V195H261ZM5 195H6V196H5ZM45 195H44V196H45ZM74 195H75V194H74ZM144 195L146 196V194H144ZM163 195H164V194H163ZM163 195H162L163 198H162L161 200H163V199L165 198ZM175 195H176V194H175ZM175 195H174V196H175ZM181 195H180V192H179L177 196L180 197ZM184 195H185V194H184ZM238 195H240V194L238 193ZM256 195L258 196L259 193L256 191V194H255V191H254V195H249V197H246V198L244 199V201H243L242 199H243L246 195H245L244 197L242 196V199H238V198H237V199L240 200V201L242 200V202H244V203L248 206V208H249L250 206H253V205H254V208H255V207H257V206H255V203H257V204L261 203V202L263 201L261 197L264 198V195H261V197H260L261 199H260L259 197H256ZM2 196H5V197L2 198ZM10 196H11V195L7 196L6 201L8 200V197H10ZM16 196H17V195H16ZM26 196H28V195H26ZM35 196H36V197H35ZM150 196H153V198H154V197L157 198V196H154V195H151V194H150ZM165 196H166V195H165ZM177 196H176V199H179V197H177ZM11 197L15 198L16 200H17V198H18L17 201H19V200L22 201V199H19V198H20L19 196H17V197H15V196H11ZM28 197H29V196H28ZM74 197H75V196H74ZM113 197H114V196H113ZM113 197H112V199H113ZM159 197H161V196H159ZM238 197H239V196H238ZM240 197H241V196H240ZM240 197H239V198H240ZM150 198L152 199V197H149V198H147V199L150 201ZM156 198H155V199H156ZM258 198H259L260 200H262L261 202L259 201V203L257 202V199H258ZM15 199H14V200H15ZM108 199H109V197H108ZM110 199H111V198H110ZM110 199L107 200V198L104 199V197H102V199L100 198V199L98 200V202H96V204H97V203L100 204L101 200H102V201L104 200L103 203H104V202H105V203H108V202L110 201ZM112 199H111V200H112ZM114 199H115V198H114ZM121 199H122V198H121ZM121 199H120L119 201L122 202L123 199H124V197H123L122 200H121ZM158 199H160V198H158ZM11 200L14 201L12 198H11ZM23 200H24V199H23ZM25 200H26V199H25ZM48 200H49V203H48ZM67 200H68V201H67ZM74 200H75V201H74ZM106 200H107V201H106ZM161 200H159V201H161ZM235 200H236V198H235ZM6 201H5V202H6ZM8 201H9V200H8ZM8 201L6 202V204L9 203V202H11V201H9V202H8ZM91 201H92V200H90V202H91ZM94 201H95V200H94ZM94 201H93V205H94ZM117 201H118V200H117ZM146 201H147V200H146ZM155 201H157V200H154V199H153V203H154ZM159 201H158L157 203H159ZM5 202H4V204H5ZM65 202L67 203V206H66V203H65ZM72 202H73V203H72ZM121 202H119L120 204H118V203H117V204L120 206V205L123 203V202H122V203H121ZM144 202H145V200H144ZM147 202H148V201H147ZM151 202H152V201H151ZM15 203H16V202H15ZM37 203H38V204H37ZM69 203H71V204H69ZM101 203H102V202H101ZM244 203H243V205H244ZM262 203L264 204V201H263ZM6 204L3 205L4 208L1 207L2 210H3V209L5 210V208H7V207H5ZM10 204L12 205V204H14V202H13V203H10ZM10 204H8V205H9L8 208L11 209L12 206L10 207ZM19 204H20V202H18V204L16 203V205H19ZM44 204H45V205L47 204V205H46L47 207H45ZM64 204H65V206H64ZM68 204H69V206H68ZM79 204H80V205H79ZM88 204H90V205L92 206L91 203H88ZM110 204L112 205V203L109 202V205H110ZM155 204H156V202H155ZM159 204H160V203H159ZM257 204H256V205H257ZM263 204H261L262 207H263ZM14 205H15V204H14ZM36 205H35V207H33V208H34V211H35ZM62 205H63L64 207H63ZM90 205H89V206H90ZM102 205H103V204H102ZM102 205H101V207H103ZM105 205L107 206V204H104V209L106 208V210H107L108 207H105ZM203 205H204V203H203ZM241 205H242V204H241ZM50 206H49V208H51ZM71 206H72V207H71ZM89 206H86V207H89ZM98 206H99V205H98ZM98 206H97V208L100 209ZM119 206H118V208H119ZM121 206L125 207L123 204H122ZM121 206H120V207H121ZM196 206H197V205H196ZM247 206H245V207H247ZM13 207H14V206H13ZM13 207H12V208H13ZM16 207H17V206H16ZM18 207L21 208V206H18ZM44 207H45V208H44ZM62 207H63V208H62ZM68 207H69V208H68ZM82 207H81V208H82ZM92 207H93L92 209H91L90 207H89V208H85V211H86L87 209H89V210H91V211L94 213L96 210H98L96 207H94V206H92ZM115 207H116V206H115ZM192 207H193V206H192ZM198 207H199V206H198ZM198 207H196V208H198ZM1 208H0V209H1ZM14 208H15V207H14ZM26 208H27V207H26ZM29 208H31V207H29ZM42 208H44L43 211H45L46 213H45V212H43V213L41 212ZM72 208L75 209L76 211L78 210V211H77V214H76V213L74 214V212H76V211H72V210H73ZM84 208H82L81 210H84ZM94 208H96V209H94ZM109 208H110V207H109ZM109 208H108V209H109ZM194 208H195V206H194ZM196 208H195V209H196ZM200 208H201V207H199V209H200ZM251 208H252V207H251ZM37 209H36V211H37ZM104 209H101V210H104ZM119 209H120V208H119ZM121 209H122V208H121ZM121 209H120V210H121ZM192 209H193V208H192ZM199 209H198V211H197V210L195 211V210L193 209V211H195V212H199V214H200V210H199ZM263 209H264V208H263ZM2 210H0V211H2ZM7 210H8V209H7ZM11 210H12V209H11ZM13 210H14V209H13ZM30 210H32V209H29V213H33L32 215H34V214H35L34 211L32 212V211H30ZM51 210L53 211V209H51ZM93 210H94V211H93ZM101 210H98V212H99V211L101 212ZM117 210H118V209H117ZM124 210H126L125 213L129 212V214L127 213V214L123 215L122 212H123ZM124 210H123L122 212H121V211H120V212H118V211L116 212V209H115L114 212H116L115 214H117V213H122V215H121V214H118V215H119V216L121 215L122 217L125 216L124 219H126V217H127V219L129 220V221L127 220V222H128L129 224H131V223H132V224H135V222L138 223V221H134V222H133L134 217H135V216L137 217V215H134V217H132L133 215L131 216V214H130V210H128V209H126V208H124ZM127 210H128V211H127ZM205 210H206V209L203 210V207H202L201 211L204 212ZM249 210H252V209L249 208ZM19 211L21 212V209H19ZM24 211H25V210H23L22 213H23L24 215H26L28 218L30 217V219H31V217H34V218H35V215L37 214V213H36L34 216H32V215L30 216L29 213H28V214H29V215H28V214H26ZM47 211H48V210H47ZM56 211H55V212H56ZM85 211H84V212H85ZM252 211H255V209L252 210ZM2 212H3V211H2ZM2 212H0L1 215L3 214ZM7 212L9 213L10 211H7ZM12 212H13V211H12ZM20 212H19L18 214H21ZM27 212H28V210H27ZM82 212H83V211H82ZM100 212H99V213H100ZM104 212H105V210L102 211L101 213H104ZM106 212H107V211H106ZM110 212H112V211H110ZM110 212H109V214H110V215H113V213H110ZM250 212H251V211H250ZM250 212H249V213H250ZM5 213H6V212H5ZM48 213H49V214H48ZM59 213H60V211H59ZM65 213H64V214H65ZM68 213H69V212H68ZM68 213H67V214H68ZM93 213H91L92 215H90V216H91L92 218H96V217L94 216ZM132 213H133V212H132ZM252 213L255 214V212H252ZM252 213H250V214H252ZM6 214H7V213H6ZM6 214L3 215V217L5 218V219L3 218V220H4V222L2 221L3 223H5L6 219H7V221H8V216H9V218H10V215H9V214H7L8 216H7V218H6V217H5ZM39 214H37V215L39 216ZM41 214H40L39 217L42 218L43 216H41ZM50 214H53V216L50 215ZM56 214H58V213L56 212ZM67 214H66V217H64V216H63V217H64V218H68L67 220H69L70 217H69V216L67 217ZM97 214H98V213H97ZM97 214L95 213V215H97ZM105 214H106V213H105ZM115 214H114V216H115ZM133 214H134V213H133ZM204 214H205V213H204ZM1 215H0V218H1ZM58 215H59V214H58ZM58 215H57V218H58ZM60 215H61V213H60ZM60 215H59V217H61V216L63 215V213H62L61 216H60ZM69 215H70V214H69ZM72 215H71V217H73ZM79 215H80V214H79ZM118 215H116V217H117ZM26 216H25V217H26ZM38 216H37V217H38ZM50 216H51V217H50ZM100 216H103V218H104L106 215H104V214L101 215V214H100ZM100 216H99V214H98L97 219H94V221H95V220L98 221ZM108 216H109V215H108ZM119 216H118L117 218L120 220V222H119L118 219L116 218V219H117V224L115 225V227H117V228L119 227L120 229H122V228L124 227V225H123V227L119 226V225H122V224H120V223L122 222V220H121L122 218L120 219ZM246 216H247V217H246ZM246 216L244 217V215H243V216L241 215L242 219L238 218V220H237L238 222H240V223L242 224V228H243L242 235L240 234V235H241V239H240L241 242H240V243L238 242V238H239L240 235L237 236L238 238H236V237L233 235L234 238H235L237 241L235 240V241H233L232 243L235 242V243H234L235 245L237 244V245H239V246H243V247H244L245 245H249V246H251V251H250V250H249V251H250L251 253H252V252H253V253H252V254H251V253H248V256L252 257L251 255H253V256H256V257H258V258L260 259L259 254H260L261 252L264 253L263 250H262V249H264V248H263V245H264V227H263V229L261 228V226H263V225L260 226L261 223L258 224V223L255 221L256 218L252 217L251 215L249 216L248 214H246ZM254 216H255V215H254ZM47 217H45V219H46ZM63 217H62V219H64ZM136 217H135V218H136ZM232 217H234V216H232ZM15 218H16V217H15ZM15 218H14V219H15ZM41 218H40L39 220L42 221ZM43 218H44V217H43ZM79 218H81L80 220H81V222H82V220H83L82 216H81V217L79 216ZM79 218H77V219L75 220L76 222L74 221L75 218H74L73 220H71V219H72V218H71L70 221H71L72 223H71L70 221H69V222H70L71 224L75 223V225H76V224H77V221H79V220H78ZM101 218H102V217H100V219H101ZM235 218L237 219V217H235ZM18 219H19V216H18ZM45 219H44V220H45ZM112 219L115 220L113 217H111V219L108 220V221H111ZM124 219H123V220H124ZM139 219H140V218H138V220H139ZM214 219H216V218L214 217ZM1 220H2V219H1ZM1 220H0V221H1ZM9 220H10V219H9ZM36 220L38 221V218H36ZM56 220H57V219H56ZM67 220H66V221H67ZM103 220H104V219H103ZM113 220H112V221H113ZM217 220H218V219H217ZM239 220H240V221H239ZM256 220H257V219H256ZM7 221H6V224H7ZM13 221L15 222V220H12V219H11V220H10L11 223H10V222L8 223V224H10V226L7 224V227H8V228L11 227L12 225H15V224L12 223ZM24 221H25V220H24ZM52 221L54 222L55 219H53ZM73 221H74V222H73ZM83 221H85V220H83ZM90 221H93V220H90ZM94 221L91 222V223L97 225V222L95 221V222H96V223H95ZM108 221H107V222H108ZM112 221L109 222V223H110L109 225H111ZM140 221H141V220H140ZM140 221H139V223H138L139 225L142 224L141 222H144V220H142L141 222H140ZM179 221H180V220H179ZM210 221H212L213 224H218V223L220 224V222H221L220 220H219L220 222H218V221H215V222H214L213 219H212V220L210 219ZM210 221H208V222H210ZM20 222H21V220H20ZM20 222H19L18 220H16V222H15L16 224L18 223L17 225H19L18 227H19L20 230H21V228H23L22 230L26 229L25 227L28 225V223H29V224H30V223L33 224V222H29V221H27V222H28V223L26 222L27 225L25 224L26 226H24V224H23V226L21 227ZM45 222H46V221H45ZM56 222H58V220H57ZM69 222L67 221L66 224L69 223ZM105 222H106V221H105ZM113 222H114V221H113ZM118 222H119V223H118ZM124 222H125V221H124ZM130 222H131V223H130ZM180 222H182V221H180ZM180 222H178V223H180ZM208 222H207V223H208ZM3 223H2V225H3ZM21 223H22V222H21ZM24 223H25V222H24ZM50 223H51V222L46 223L45 225L50 224ZM54 223H55V222H54ZM54 223H53V224H54ZM61 223H62V222H61ZM70 223H69V224H70ZM84 223H85V222H84ZM87 223H88V221H86L85 225H87ZM137 223L135 224L136 227L139 226ZM140 223H141V224H140ZM144 223H145V225H144ZM144 223L142 224L143 226L141 225L142 228H143L144 226H146V224H147V222H144ZM178 223H176V224H178ZM185 223H186V222H183V223H182V224H183V226H182L183 228L181 227V229H183V230H181L180 228H177V227H176L177 230H178L180 233H182V231H187V232H189V233L191 234V231H189V230H192L193 232L197 231L198 234H202V233H203V232H202V233H199V232H200L199 229L201 230V228H198V227H201V226L195 227V226H197L195 223H194L195 225L191 224V222H190V223L187 222L188 224H187V223L185 224ZM210 223H211V222H210ZM210 223H209L208 225H210ZM212 223H211V224H212ZM221 223H222V222H221ZM6 224H5V226H6ZM11 224H12V225H11ZM32 224H31V228H32ZM51 224H52V223H51ZM53 224H52V225H53ZM57 224H58V223H57ZM78 224H79V225L81 224L80 221L78 222ZM78 224H77V228H79V225H78ZM93 224H92L91 228H92V227L94 228ZM118 224H119V225H118ZM129 224H128V225H129ZM148 224H151V223H148ZM148 224H147V225H148ZM161 224H163V223L161 222ZM166 224H167V223H166ZM166 224H165V225H166ZM168 224H172L173 226H175L173 223H168ZM213 224L211 225V227H214V226H215V225L213 226ZM222 224H223V223H222ZM224 224H225V222H224ZM257 224H258V225H257ZM0 225H1V224H0ZM2 225H1V226H2ZM45 225H44V226H45ZM55 225H56V224H55ZM67 225H68V224H67ZM85 225L81 224L80 226H81V227L83 226L82 228H84ZM99 225H100V224H98L97 226L99 227ZM102 225L105 226V224H103V223H102ZM112 225H113V224H112ZM112 225H111V226H112ZM117 225H118V226H117ZM157 225H158V224H157ZM178 225H179V224H178ZM206 225H207V224H206ZM220 225H221V224H220ZM1 226H0V227H1ZM35 226H36V225H35ZM41 226H43V225H41ZM53 226H54V225H53ZM63 226H64V224H63ZM97 226H95V228H94L95 230L97 229V228H96ZM103 226H102V228H104ZM106 226H107V225H106ZM151 226L153 227V225H150V227H149V225H148V227L150 228V232H149L150 234L152 233V230L154 231V228L151 229ZM159 226H160V224H159ZM163 226H164V224H163ZM167 226H169V225H167ZM170 226H171V225H170ZM180 226H181V224H180ZM180 226H179V227H180ZM223 226H224V225H223ZM3 227H4V226H3ZM12 227H14V226H12ZM18 227L15 226V229L17 228V230H18ZM20 227H21V228H20ZM33 227H34V226H33ZM46 227H48V232H49V230H51V228H52L50 225H49V226L47 225ZM46 227H44V228L42 229V236H43L44 233L47 234L46 231H45V232L43 231L44 229L47 230ZM49 227H50V228H49ZM55 227H56V226H55ZM57 227H58V226H57ZM65 227L67 228V230H69V227H73V226L70 225L69 227H67V226H65ZM65 227H64V228H65ZM88 227H89V226H88ZM112 227H113V226H112ZM112 227H111V228L109 227V229H112V230H110V232H113V230L116 229L115 227H114L115 229H113ZM125 227H126V226H125ZM134 227H135V226H134ZM136 227H135V228H136ZM154 227H155V226H154ZM156 227H157V226H156ZM217 227H218V226H215V228H217ZM220 227L222 228V225L219 226L217 230H216L215 228H212V229H213V230H216V232H217V231L220 229ZM1 228H2V227H1ZM4 228H5V227H4ZM27 228H28V226H27ZM29 228H30V226H29ZM59 228H60V227H59ZM64 228L62 227L63 232L66 231V229H64ZM77 228H76V229H77ZM82 228H81V230H83ZM107 228H108V227H107ZM107 228H105V230H106ZM129 228H130V227H129ZM131 228H132V227H131ZM138 228H139V227H138ZM145 228H147V227H145ZM145 228H144V229H145ZM149 228H147L148 231H149ZM161 228H162L163 230L166 228L167 235H168L169 233H171V232L169 231L170 228L167 229L166 226H165L164 228L161 227V226H160V228H159V227L156 228L155 232H157V230H158V231H161ZM173 228H174V227H173ZM207 228H209V226H208ZM242 228H241V229H242ZM5 229H7V228H5ZM13 229H14V228H13ZM33 229H34V228H32V231H33ZM85 229H86V231H84ZM94 229H92V231H93ZM98 229H99V228H98ZM98 229H97V232H98ZM120 229H118V232H119ZM127 229H128V228H127ZM136 229H137V228H136ZM136 229H135V230H136ZM144 229L139 230L138 234H140V231L142 232ZM159 229H160V230H159ZM179 229H180V230H179ZM209 229H210V228H209ZM212 229H210V230H211L212 233L214 234L215 231H213ZM7 230H8V229H7ZM55 230H57V229H55ZM58 230H60V229H58ZM64 230H65V231H64ZM74 230H75V229H74ZM79 230H80V228H79ZM79 230H78V231H79ZM84 230H83V231H84L85 233L87 232V234H89L90 232L92 233V231H89V228L87 229V227L84 228ZM90 230H91V229H90ZM100 230H102V229H100ZM100 230H99V231H100ZM116 230H117V229H116ZM130 230L133 231L132 229H129V230H128L129 233L131 232ZM135 230H134V232L132 233V236L134 235V233L137 234L136 231H137L138 229H137L136 231H135ZM147 230H144V231L147 233V236L145 235V237H144V236L140 235L141 238L144 237V238H142V239H144V240H142V241L140 240V243H141V242H144V243L146 244V240L149 239V237H148V231H147ZM173 230H174V229H171V231L173 232V233H171V234H172L173 236H176V237L178 238V239L176 238V239L178 240L177 242H179V237H180V236H181V238H182V234H183V233L186 234L185 236H187V235L189 234V233H187V232H186V233L183 232L182 234H180L178 231L176 232V229L174 230L175 232H174ZM5 231H6V230H5ZM10 231H12V230H10ZM15 231H16V230H15ZM18 231H19V230H18ZM18 231H17V232H18ZM27 231H28V229H27ZM32 231H31V229H30V232H29V233L31 234ZM39 231H40V230H39ZM70 231H73V229H71ZM75 231H76V230H75ZM107 231H109V230H107ZM107 231H106V232H107ZM124 231H125V229H124ZM128 231L126 230L125 234H127ZM166 231H164V232L166 233ZM168 231H169V232H168ZM208 231H209V230H208ZM208 231H207V232H208ZM211 231H209V232H211ZM219 231H220V230H219ZM13 232H14V231H13ZM13 232H12V233H13ZM20 232H21V231H19V234H20ZM43 232H44V233H43ZM60 232H61V231H60ZM63 232H61V233H62V237L64 236V235H63ZM88 232H89V233H88ZM95 232H96V231H95ZM100 232H101V231H100ZM106 232H105V233H106ZM110 232H109V234H112V233H110ZM116 232H117V231H116ZM145 232H144V233H145ZM161 232H163V231H161ZM161 232H160V233H161ZM164 232H163V233H164ZM209 232H208V233H209ZM51 233H52V232H51ZM56 233H57V232L55 231L54 234H56ZM58 233H59V231H58ZM61 233H60V234H61ZM66 233L68 234L69 232L67 231ZM66 233H64V234H66ZM91 233H90V234H91ZM120 233H122V232H120ZM120 233H119V236L122 235V234H120ZM129 233H128V234H129ZM146 233H145V234H146ZM165 233H164V234H165ZM176 233L180 234V236L178 237V236L176 235ZM197 233H196V234H197ZM205 233H206V232H205ZM205 233H203L202 235H204ZM224 233H225V232H224ZM224 233H223V234H224ZM243 233H244V234H243ZM5 234H6V232H5ZM7 234H8V233H7ZM7 234H6V235H7ZM10 234H11V232H10ZM10 234H9L8 236H10ZM17 234H18V233H15V234L13 233L12 236H11L10 238H11V239H14V238H12V237H15L14 235H16L17 237H19V236H21V235L23 236V234L26 235L27 232H25V231H24L23 233L21 232V235H17ZM30 234H29V235L27 234V235L30 237ZM49 234H50V232H49ZM67 234H66V235H67ZM73 234H75V232H73ZM95 234H97V233H93V234H91V236H90V235H87V236L90 237V238H91L92 236L97 237L98 235L96 236ZM99 234H100V233H99ZM101 234H102V232H101ZM109 234L107 233V235H109ZM113 234H114V235H112V236L109 235V237H110V238H111V237L113 238V237L116 235V233L114 232ZM123 234H124V233H123ZM128 234H127V236H128ZM153 234H155V233H154V232L152 233V237H151V238H152V239H151L152 241L148 240V241H150V242H148V243H150V244H151V242H153ZM161 234H162V233H161ZM161 234H157V233H156V235H157L158 237H159V236H162V237H163L164 234H162V235H161ZM190 234L188 235V236H189L188 238H186L185 236H183V237H185V238L187 239V241H188V239L191 238V237H190ZM198 234H197V235H198ZM210 234H211V233H210ZM210 234H209L208 236H211L210 238H212L213 235H210ZM217 234H218V233H217ZM226 234H228V233L226 232ZM25 235H24V237H25ZM31 235H32V234H31ZM56 235H57V234H56ZM69 235H71V234L69 233ZM103 235H104V234L99 235V236L101 237V239H102V240L100 239L102 242L98 240V239L100 238L99 236H98V239H97V238L95 239L96 241L98 240V242H96L97 244H95V246H96V245L99 246V247H97V246H96V247H97L98 250H99V249H102V250H100L101 252L105 251V252L107 253V250H108L109 247L107 246L108 248H107V250H105L106 248H104V246L106 247V245H108V244H106L107 241H104V238H102ZM107 235H106V236H107ZM156 235H155V236H156ZM167 235H166V236H167ZM224 235H225V234H224ZM224 235H223V236H224ZM74 236H75V235H74ZM76 236H78V235L76 234ZM79 236H80V235H79ZM79 236H78V238H79L78 240L81 242V240H80V239H81V238H80L81 236H80V237H79ZM117 236H118V234H117ZM117 236H115L113 239L117 238ZM132 236H131V237H132ZM199 236H201V235H199ZM219 236H220V235H219ZM219 236H218V237H219ZM221 236H222V235H221ZM223 236H222V238H223ZM233 236L231 237V234H228V237H229V238L231 237V239L233 238ZM4 237H5V236H4ZM43 237L45 238V235H44ZM62 237H60V235H59V238H62ZM67 237H68L69 239H68ZM88 237L86 238V235H85V238H84V239L82 238V239H83V240H82V243H81L82 245L79 244L80 242L78 243V240H76V238H77V237H76L75 240H76L77 242L74 241L76 244H75V246H74L73 248H75L76 246H78V244H79V246H83V242H84V245H85L86 247H88V246H87V243H88V245H89V247H90V246H91L90 244L93 242L94 239H92V241H91V239L89 238L90 241L87 240V243H86V242H85V241H86L85 239H88ZM122 237H123V235H122ZM129 237H130V234H129L128 238H129ZM133 237H134L133 239H136V237H139V236H136V237L133 236ZM146 237H148V238L146 239ZM158 237H157V239H156L157 241L159 240ZM162 237H161V239L159 240L160 242H161V240L163 239ZM164 237H165V236H164ZM242 237H243V238H242ZM6 238H8V237L6 236ZM10 238H9V239H10ZM27 238H28V237H27ZM55 238H56V237H55ZM57 238H58V237H57ZM65 238L68 239L67 241H69L71 238H73L72 240H74V237H73L72 235H71L70 237H69V236H65ZM65 238H63V239L65 240ZM105 238H107V237H105ZM112 238H111V239H112ZM118 238H119V237H118ZM120 238H121V237H120ZM124 238H125L124 241L127 240V239H126V235H125ZM141 238H140V239H141ZM174 238H175V237H174ZM181 238H180V239H181ZM214 238H217V236H215V234H214V237L212 238V240H213ZM229 238H226V240L229 239ZM250 238H251L254 242H252V240H251ZM18 239H19L20 242L25 243V242H24L25 239L22 241V237H21V239H20V238H18ZM63 239H62V240L60 239V240L63 241ZM129 239H130V243L135 242L134 244L132 243L134 246L140 244L139 242H138V244H136L137 242H136L135 240H133L132 238H129ZM131 239H132V240H131ZM138 239H139V238H137L136 240H138ZM164 239H165V238H164ZM206 239H209V238H206ZM245 239H246V240H245ZM249 239H250V241H249ZM260 239H261V240H260ZM16 240H17V239H16ZM54 240H56V239H54ZM60 240H59V241H60ZM72 240H70L71 242L69 241L67 244H69V243L71 244V243H72ZM105 240H106V239H105ZM107 240H108V238H107ZM121 240H122V239H120V240L117 239V243H118L119 241H121ZM154 240H155V238H154ZM183 240H184V239H181V241H183ZM210 240H211V239H210ZM210 240H207V244H208V242H209ZM212 240H211V241H212ZM215 240H216V239H215ZM215 240L212 241V243L215 242ZM224 240H225V239H222V241H221V237H220V239L218 238L217 241H221V243H222V246H221V244H220V248H221V247H224V244H225V243L223 242ZM229 240H230V239H229ZM229 240H228V241H225V242H229ZM233 240H234V239H233ZM247 240L250 242V244H249V242H247ZM255 240H256V242H255ZM257 240H259V241H257ZM13 241H14V240H13ZM25 241H26V240H25ZM28 241H31V237L29 238ZM57 241H58V240H57ZM57 241H56V242H57ZM59 241H58V246L60 245V244H59V243H60ZM124 241H122V242H124ZM131 241H132V242H131ZM181 241L179 242L180 244H181ZM187 241H186V242H187ZM191 241H192V239H191ZM191 241H190V242H191ZM204 241H206V240H204ZM211 241H210V243H211ZM231 241H232V240H231ZM231 241H230L229 244H226V245H230V244H232ZM242 241H243V242H242ZM245 241H246L248 244H246ZM10 242H12V241L10 240ZM15 242H16V243H15ZM54 242H55V241H54ZM63 242H64V241H63ZM90 242H91V243H90ZM99 242H100V243H99ZM103 242H105V245H102L103 248H104V250H103V248H101V243L104 244ZM108 242H110V241L108 240ZM160 242H159V243H160ZM177 242H176V243H177ZM202 242H203V241H202ZM236 242H237V243H236ZM22 243H21V246L23 245ZM28 243H29V242H28ZM77 243H78V244H77ZM85 243H86V244H85ZM93 243H94V242H93ZM112 243L115 244L116 241H115V243H114V242H112V240H111V244H112ZM117 243H116V245H115L116 247H117ZM127 243H129V242H127ZM144 243H143V244H144ZM148 243H147V244H148ZM174 243H175V240H174ZM176 243H175V244H176ZM183 243H184V245H185V242H183ZM183 243H182V244H183ZM187 243H188V242H187ZM204 243H205V242H204ZM210 243L208 244L209 248H207V245H206V248H207V249H206V250H205V249H202V250H203V251H208V249H209V251L212 253L213 250H212L211 248H212L213 245H210ZM212 243H211V244H212ZM216 243H218V242H216ZM14 244L17 245V241H14ZM18 244H19V242H18ZM29 244H30V243H29ZM29 244L27 245V241H26V243L24 244V245H25V247H24L25 250L30 249V248H28V247L30 246ZM53 244H54V243L52 242V246H53ZM55 244H56V245H55L56 247H53V249H54V248H57V243H55ZM70 244H69V245H70ZM99 244H100V245H99ZM109 244H110V243H109ZM125 244H126V241H125ZM125 244L123 243V245H125ZM177 244H178V243H177ZM177 244H176V245H177ZM180 244H178V245H180ZM182 244H181V245H182ZM199 244H201V243H199ZM199 244L197 245L198 247H199ZM213 244H215V243H213ZM218 244H219V243H218ZM218 244L214 245L213 248L215 249V246H217ZM234 244H233V247L235 246ZM240 244H241V245H240ZM242 244H243V245H242ZM64 245H65V244H64ZM64 245H63V246H64ZM69 245L66 246V247H69ZM71 245L73 246V244H71ZM71 245H70V246H71ZM119 245H122V244L120 243ZM119 245H118L117 249H119V251H120V253H121V256L123 255V256L125 257V256H126L125 254H127V253H125L126 251L123 250L124 248H123V247H120ZM127 245H128V244H126V246H127ZM184 245L181 246V247H184ZM202 245H203V243H202ZM226 245H225V246H226ZM253 245H254V246H253ZM27 246H28V247H27ZM61 246H62V243H61ZM61 246H60V248H63V246H62V247H61ZM95 246L93 245L94 248H96ZM109 246H110V245H109ZM111 246H112V245H111ZM115 246H114L113 249H112V250H114V248H115L114 251H116V247H115ZM126 246H125V247H126ZM129 246H130V245H128L127 247H129ZM200 246H201V245H200ZM210 246H211V248H210ZM22 247H23V246H22ZM26 247H27V249H26ZM127 247H126V248H127ZM132 247H133V246H132ZM137 247H138V246H137ZM140 247H141V246H140ZM142 247H143V246H142ZM166 247H167V246H166ZM166 247H165V248H166ZM204 247H205V246L203 245L202 248H204ZM228 247H229L230 249H231V248L233 249V247H231V245H230V246H226L227 251H228V249H229ZM60 248H59V250L61 251ZM71 248H72V247H70V248H68V249L70 250ZM78 248H79V247H78ZM78 248H77V251H78ZM111 248H112V247H110V250H111ZM120 248H123L122 250L125 251V252H124L125 254H124L123 252H121L122 250H120ZM133 248H134V247H133ZM185 248H186V246H185ZM187 248H188V247H187ZM196 248H197V247H196ZM226 248H225V249L223 248V249L225 250V251H223V252H225V253H227V252H226ZM235 248H236V247H235ZM244 248H246V249H250L249 247L247 248V246H245ZM244 248H242V249H244ZM260 248H262V249H260ZM63 249H66V248H63ZM97 249H96V250H97ZM129 249H130V247H129ZM129 249H126L127 252H128V251L130 252L131 250H133L132 248H131V250H129ZM139 249H140V248H139ZM139 249L137 250V248H136L137 251H139ZM190 249H192V248H190ZM194 249H195V247H194ZM217 249H218V250H217ZM242 249H241V250H242ZM252 249H253L254 251H252ZM259 249H260V250H259ZM72 250L75 251V253H77L76 250H74V249H71V252H73ZM136 250H133V251H134L133 254H132L133 251H131V252H130L131 254H130V253H129V254H130L131 256H132V255H133V256H136V255H134V254L137 253ZM140 250H141V249H140ZM187 250H189V248H188ZM187 250H186L185 252H187V254L190 253V252L187 251ZM198 250H201V249H198ZM202 250H201V253L199 252L201 255H203V253H202L203 251H202ZM216 250H217V251H220V250H222V248L219 249V247H218V248H216ZM216 250H215V251H216ZM241 250H238V251H241ZM261 250H262V251H261ZM28 251H29V250H28ZM193 251H194V250H192V252H193ZM196 251H197V250H196ZM196 251H195V253H196ZM209 251H208V255H209ZM217 251H216V252H217ZM229 251H230V250H229ZM242 251H244V253L247 254V253H246L247 250L244 249V250H242ZM26 252H27V251H26ZM54 252H56V251H54ZM105 252H104V253H105ZM109 252H110V251H109ZM143 252H144V250H143ZM143 252H141V253H143ZM192 252H191V255L194 254V253H192ZM213 252H214V251H213ZM56 253H57V252H56ZM61 253H62V252H60V253H58V254H61ZM104 253H103V254H104ZM116 253H118V251H116V252H114V253H112V251H111V254H114V255H115ZM122 253H123V254H122ZM141 253H140V254H141ZM206 253H207V252H206ZM206 253L204 252L205 256H203V257H205V258H204L205 260H206V257L208 256ZM218 253H219V254H214V253H212V256H213V255H216V257L219 259V257H218L217 255L220 256V253H221V254H223V253H222V252H218ZM225 253H224V254H225ZM262 253L260 254V255H261V259H262ZM44 254H45V253H44ZM100 254H102V253H100ZM103 254L101 255V257H100V255H99V257H100V258H103V259H102V263H103V261H104V263L107 264V259H108V258H107V259H104V258H106V257L108 256V255H107L108 253L106 254L107 256H103ZM224 254H223V255H224ZM228 254H229V252H228ZM237 254H238V253H237ZM239 254H240V253H239ZM239 254H238V255H239ZM241 254H243V252H242ZM241 254L239 255V258H243V259H244V256H245V259H246V256H247V255L243 254L244 256L240 257ZM250 254H251V255H250ZM75 255H77V254H75ZM104 255H105V254H104ZM117 255H118V254H117ZM117 255H116V256H117ZM119 255H120V254H119ZM130 255L127 254L126 259L122 257V258H123V261H124V260H126V261H124V262H127V261H129V260H133V261H134V259L128 257V256H130ZM137 255H138V254H137ZM142 255H143L144 258H145V255H146V254H145V255L142 254ZM150 255H151V254H150ZM150 255H149V257H151V258H145V259H146V260H147V259L150 260V264H152V263H151V260H152V258H153V256H152L153 254H152L151 256H150ZM191 255L189 254V255H187V256H191ZM198 255H199V254H198ZM198 255H197V253H196L195 256H198ZM226 255H227V254H225V256H226ZM112 256H113V255H112ZM116 256H114L113 258H115ZM133 256H132V257H133ZM139 256H140V255H139ZM143 256H142V257H143ZM147 256H148V255H147ZM185 256H186V255H185ZM212 256L210 255V256H208V257H212ZM225 256H224V257H225ZM228 256H229V255H228ZM108 257H109V256H108ZM136 257L138 258V256H136ZM201 257H202V256H201ZM201 257L198 256L199 259H197V260H198L199 262H200V260L203 258V257H202V258H201ZM208 257H207V258H208ZM224 257H223V258H224ZM226 257H227V256H226ZM226 257H225V258H226ZM229 257H230V256H229ZM229 257H227V258H229ZM237 257H238V256L235 257L236 259L234 260V263L237 264V262H238V264H241V261H240V260L237 261V259H238ZM250 257H249V258H250ZM256 257H255V258L252 257V258H253V259H256ZM119 258H121V257H118V256H117V259H118V260H119ZM127 258H129V259L127 260ZM133 258H134V257H133ZM195 258H196V257H195ZM200 258H201V259H200ZM220 258H222V257H220ZM225 258H224V259H220V260H219L220 262H219V261H215V262H217V263H215V264H219V263L221 264V263H222L221 260H222L223 262H224L225 260H228V261H227L228 264H230V263L232 262V261H231V258H230V259H225ZM117 259H116V261H117ZM139 259H140V257H139ZM141 259H142V258H141ZM145 259H144V261L147 263V261H146ZM209 259H210V258H209ZM233 259H234V258H233ZM233 259H232V260H233ZM243 259H242V262L244 263V260H243ZM259 259H258V261H259ZM263 259H264V258H263ZM263 259H262V263H263V261H264ZM105 260H106V261H105ZM137 260H138V259H137ZM205 260H204V261H205ZM246 260L248 261V257H247ZM249 260L251 261V259H249ZM100 261H101V260H100ZM116 261H115V262H116ZM123 261H120V262L117 261V263H118V264H123ZM135 261H136V260H135ZM138 261H139V260H138ZM202 261H203V260H202ZM235 261H237V262H235ZM256 261H257V260H256ZM256 261H255V262H256ZM258 261L256 262L257 264H259ZM140 262H141V263H140ZM145 262H143V263L146 264ZM148 262H149V261H148ZM152 262H154V259H153ZM205 262H206V261H205ZM207 262H208V261H207ZM218 262H219V263H218ZM229 262H230V263H229ZM251 262H252V261H251ZM251 262L249 263V261H248L247 264H251ZM102 263H101V264H102ZM104 263H103V264H104ZM128 263H129V262H128ZM134 263H135V262H134ZM134 263H133V264H134ZM137 263H138V262H137ZM137 263H136V264H137ZM139 263L142 264V261H139ZM202 263H203V262H202ZM252 263L254 264V262H252ZM260 263H261V260H260ZM262 263H261V264H262ZM124 264H125V263H124ZM148 264H149V263H148ZM203 264H204V263H203ZM222 264H223V263H222ZM225 264H226V262H225ZM245 264H246V262H245Z\"/></svg>", "mask_w": 264, "mask_h": 264}]
</instances>
